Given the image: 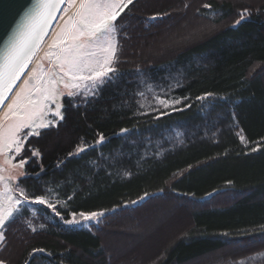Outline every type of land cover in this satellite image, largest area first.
Listing matches in <instances>:
<instances>
[{
    "label": "trees",
    "instance_id": "1",
    "mask_svg": "<svg viewBox=\"0 0 264 264\" xmlns=\"http://www.w3.org/2000/svg\"><path fill=\"white\" fill-rule=\"evenodd\" d=\"M244 9L251 15L234 26ZM155 13L169 15L150 21ZM182 13L213 29L178 40L189 28ZM121 27L119 79L90 103L64 96V120L28 137L24 147L41 155L25 152L29 175L11 185L22 180L37 195L51 189L46 198L58 207L71 196L69 211L107 215L89 231L65 225L46 205L29 204L8 227L0 259L131 263L106 250L107 235L132 233L122 229L131 223L139 230L144 213L177 201L189 227L171 244L145 251L141 264H264L258 255L264 253V0H134ZM161 90L169 102L181 101L174 106L180 110L154 111L155 96L165 98ZM206 92L216 99H196ZM121 128L129 131L120 134ZM98 132L108 137L102 145L68 157L77 144L94 143ZM135 252L127 257L137 258Z\"/></svg>",
    "mask_w": 264,
    "mask_h": 264
},
{
    "label": "snow or ice",
    "instance_id": "2",
    "mask_svg": "<svg viewBox=\"0 0 264 264\" xmlns=\"http://www.w3.org/2000/svg\"><path fill=\"white\" fill-rule=\"evenodd\" d=\"M64 5L66 7H62ZM130 5L134 6V0H31L30 5L23 10L15 28L4 42L3 48H0V111H3V117L0 118V154L5 152L14 154L10 155L6 163L19 157L18 162L11 164L12 169H23L28 163L25 152H30L31 157H40L39 149L24 147L29 136H39L41 129L56 126L53 120H64L63 105L57 102L58 98L67 96L83 103H90L105 87L119 79V40L126 36L121 27V20L122 14L129 9ZM185 7L187 8L188 5ZM203 8L211 9L212 5L205 3ZM69 9H74L71 15H68ZM58 12L62 13L60 19L63 20V24L48 45L49 49L56 51L45 53L50 61L49 71L44 72L37 67L25 72L39 45L48 35L52 21L57 19ZM246 14L251 15L249 9L241 12L234 26L240 24L246 18ZM167 15L169 13H155L149 17V20H162ZM65 16H67L66 19ZM190 37L191 34L186 38ZM22 76L26 78L21 84H17ZM45 76H47L46 79ZM33 81H38V83H33ZM176 86H180L178 81ZM147 90L151 92L152 86L148 85ZM138 95L144 96L145 93L141 91ZM163 96L165 98L155 96L160 107L154 108V111L163 116L168 114L163 111L164 109L180 110L174 107L181 102L179 99L169 102L168 93L163 92ZM209 97L216 99L210 92L197 96L196 99L203 102ZM183 99L187 100L188 97ZM219 99L226 100L227 98L219 97ZM6 101L9 102L6 104ZM73 106L78 107L79 105L73 103ZM184 107H191V105L185 104ZM46 115H50L52 119L45 121ZM128 131L129 129L121 128L120 134ZM97 136L94 143L89 144L83 141L77 144L75 151L69 152L68 157L79 156L102 145L108 139L103 132H98ZM244 139L241 135L240 140L244 142ZM256 150V148L251 149L253 152ZM41 170L43 171V167ZM28 175L27 172L17 171L19 177L26 179ZM4 179L5 177L0 175V182ZM22 182L20 180L13 187H9L7 193H0V241L6 239L8 227L24 213L29 204L46 205L65 225L69 227L82 225L89 231L94 225H99L101 218L107 215L106 211H77L75 209L69 211L68 201L73 199L71 196L58 207L46 198L51 194V189L43 195H37L21 187ZM227 183L230 185L232 182ZM160 191L163 192V189ZM209 195L212 194L209 193ZM148 196L149 194L145 193L140 199L143 200ZM131 203L135 204L137 201ZM40 227L43 228L44 225L41 224ZM32 230L35 231L34 228ZM44 251V249H33V254ZM258 255H264V253H258ZM0 264H6V261L0 259Z\"/></svg>",
    "mask_w": 264,
    "mask_h": 264
},
{
    "label": "rangeland",
    "instance_id": "3",
    "mask_svg": "<svg viewBox=\"0 0 264 264\" xmlns=\"http://www.w3.org/2000/svg\"><path fill=\"white\" fill-rule=\"evenodd\" d=\"M246 1V0H240ZM66 7V5L62 6ZM74 9H69L68 15H71ZM62 13L59 12L56 21L54 22L50 32L45 37L44 41L42 42L39 50L37 51L36 55L32 59V62L29 64L28 70L26 69L25 72H28L32 68H40L44 72H48L50 69V61L45 56V53L49 51H56L55 49H49L48 45L51 43L53 37L56 35L57 32L60 31V27L63 24V20L60 19ZM181 16H184L185 23L184 27H189L187 30L182 31L181 37L178 40H189L193 35L196 34H204L209 30L213 29V27L208 22L202 21H194L192 20V16L188 14L182 13ZM65 19L67 16L64 17ZM191 34L190 38L189 37ZM179 38V37H178ZM43 74V73H41ZM25 76L21 77V80L17 82V84H21ZM45 79L47 76L44 77ZM33 83H38V81H33ZM11 96V94H9ZM9 101H6L7 104ZM58 103H62L63 105V97L58 98ZM6 110V108L4 109ZM63 111V109H62ZM3 117V111H0V118ZM45 121L48 119H52L50 115H46L44 117ZM59 120H53V123L56 124ZM27 131V130H26ZM28 139V138H27ZM10 155L8 152L0 154V175L4 176V181L0 182V193H7V190L11 185L20 177L17 176V171L24 172L23 169H12L11 164L16 163L19 160V157H16L14 160L6 163L9 160ZM9 177H13V179H9ZM237 196V194H236ZM165 201V200H163ZM162 204V202L157 203ZM158 205V206H160ZM178 202L177 201H170V203L166 206L161 208L157 207L148 215L144 213V219L147 218V222H143V227L139 230H135L132 226V223L128 224V226L123 227L122 229H130L132 228V233H128L126 231L123 232V235H116V237H108L107 241L105 242L106 250L112 251L114 257H118L120 255L125 256L131 263L128 261H118L117 264H141L145 261V257L143 253L151 249L154 245H169L172 241L177 238L184 229H187L189 225L185 223L186 216L182 211H178ZM151 211V210H149ZM136 225V224H135ZM82 226V225H79ZM83 227V226H82ZM1 243V241H0ZM150 248V249H149ZM134 251L137 254V258H131L128 254H132ZM135 262V263H134Z\"/></svg>",
    "mask_w": 264,
    "mask_h": 264
},
{
    "label": "water",
    "instance_id": "4",
    "mask_svg": "<svg viewBox=\"0 0 264 264\" xmlns=\"http://www.w3.org/2000/svg\"><path fill=\"white\" fill-rule=\"evenodd\" d=\"M30 3L31 0H0V48H3L4 42L8 39L12 29L15 28L16 22L20 19L23 10L29 6ZM58 14L59 12L57 13V16ZM55 21L56 20L52 21V24L48 29V33L50 32ZM41 44L39 45V48Z\"/></svg>",
    "mask_w": 264,
    "mask_h": 264
},
{
    "label": "bare ground",
    "instance_id": "5",
    "mask_svg": "<svg viewBox=\"0 0 264 264\" xmlns=\"http://www.w3.org/2000/svg\"><path fill=\"white\" fill-rule=\"evenodd\" d=\"M30 67V66H29ZM28 70V69H27Z\"/></svg>",
    "mask_w": 264,
    "mask_h": 264
}]
</instances>
